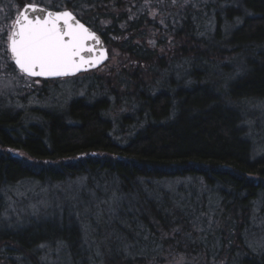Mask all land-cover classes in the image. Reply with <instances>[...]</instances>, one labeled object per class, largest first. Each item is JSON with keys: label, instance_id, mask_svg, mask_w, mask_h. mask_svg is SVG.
<instances>
[{"label": "trees", "instance_id": "obj_1", "mask_svg": "<svg viewBox=\"0 0 264 264\" xmlns=\"http://www.w3.org/2000/svg\"><path fill=\"white\" fill-rule=\"evenodd\" d=\"M26 1L71 9L129 64L112 104L78 96L28 124L0 112V214L17 186L30 189L15 205L38 207L48 200L34 190L85 181L82 203L55 218L0 226V264H163L181 253L264 264L251 116L264 110V0ZM108 188L114 203L96 207L89 189Z\"/></svg>", "mask_w": 264, "mask_h": 264}, {"label": "rangeland", "instance_id": "obj_2", "mask_svg": "<svg viewBox=\"0 0 264 264\" xmlns=\"http://www.w3.org/2000/svg\"><path fill=\"white\" fill-rule=\"evenodd\" d=\"M22 2L25 3L24 0H0V28L5 29L4 27L8 22L12 23L14 17H12L11 21L7 17H10L11 14L13 15L12 11L14 9L16 15L20 10ZM152 14H155V11ZM152 41H155L154 38H152ZM6 42L7 40L4 39V36L0 35V112L3 110L11 112L20 111L26 124L35 122L39 118L45 119L44 112L54 113L56 111H66L71 100L78 96H89L92 98L99 95H106L109 98L108 103L112 104V101L115 100L109 94L112 90L110 87H117L116 82L121 80V77L126 76V73L123 74L122 68L129 64L126 60V54H123L116 47L108 46L110 57L103 66L96 70L58 79L34 78L23 75L15 66L14 62L8 58L7 51L2 48V45ZM121 111V107L115 110L118 113ZM251 116L253 123L258 124L253 132L256 141V154H261L264 152V110L253 111ZM16 152L19 155L22 154L21 151ZM83 181V179L78 178L77 180H70L62 186L44 185L38 191L34 190L36 196L39 195L40 199L41 197L46 198L43 200V203L48 200L47 203L38 206L39 208L33 206L31 199L28 203L19 201L26 205L17 207L15 204L18 200L13 195L16 194L15 196L18 197L26 195L25 193L30 189L29 186L26 187L27 185L24 187L17 186L12 191L14 193L13 195L10 194L3 197L5 206H8V209L5 213L0 214V226H23L31 218L39 220L49 217L55 218V215L63 213L64 208L69 206V204L77 205L78 203H82L76 200V196L80 195L81 190H83ZM179 185L180 182H175V185L171 184L170 186L174 190H177ZM89 192L88 195L91 196L90 201L96 207H100L103 201L109 203L108 199L114 203L115 197L113 196L115 194V188H108L102 190L100 193L98 191L96 192V190L89 189ZM98 195L99 198L96 199L95 197ZM55 196H59L60 199L55 198L51 201ZM83 198L86 199L85 197ZM66 199L68 202L65 201ZM73 207L76 208L77 206L73 205ZM70 209L71 211L68 212L69 215L67 218L76 219L78 214L73 212L76 209H73V211L72 208ZM87 209L86 207L85 210ZM88 234L92 237L93 231ZM49 264L53 263L51 262ZM60 264L67 263L64 260H60ZM163 264H199V258L181 253L165 260Z\"/></svg>", "mask_w": 264, "mask_h": 264}, {"label": "snow or ice", "instance_id": "obj_3", "mask_svg": "<svg viewBox=\"0 0 264 264\" xmlns=\"http://www.w3.org/2000/svg\"><path fill=\"white\" fill-rule=\"evenodd\" d=\"M29 9L42 11L36 5H26L17 13L10 31L0 28V35L7 37L2 48L21 73L39 77L67 76L85 65H96L107 58L103 48L96 58L85 57L84 53L94 51L86 46V42L99 43V37L80 23L71 11H48L43 18L38 15L30 18Z\"/></svg>", "mask_w": 264, "mask_h": 264}, {"label": "water", "instance_id": "obj_4", "mask_svg": "<svg viewBox=\"0 0 264 264\" xmlns=\"http://www.w3.org/2000/svg\"><path fill=\"white\" fill-rule=\"evenodd\" d=\"M26 5H36L39 9L42 10V11L32 12L31 9H29L28 10V14H29L30 18L33 17V16H37V15L40 16L41 18H43L47 14L48 11H51V12L71 11L76 16V19L79 20L80 23L84 24L85 27L89 28L90 31L95 32L96 35L99 37V43H97L95 41H92V40H89V41L86 42V46L94 49V51L91 54L84 53L85 57L88 58V56L90 55L92 58H96L97 56L100 55L101 48H103L104 50H106V55H107V58L106 59H103L100 63H98L96 65H91V66L90 65H85L84 67L81 68L80 71L75 72V73H72V74H69L67 76H61V77H39V76H30V77H34V78H44V79H58V78H64V77H72V76L79 75L81 73H85V72H90V71L96 70V69L100 68L101 66H103L108 61V59L110 57L109 48H108L107 43H106L105 39L103 38L102 34L99 31H97L96 29L88 26L81 19H79L77 17V15L71 9H68L67 8V9L57 10V9L48 8L46 6H43V5H40V4H37V3L27 2V3H25L22 6V8H21L20 11H23L25 9V6Z\"/></svg>", "mask_w": 264, "mask_h": 264}, {"label": "flooded vegetation", "instance_id": "obj_5", "mask_svg": "<svg viewBox=\"0 0 264 264\" xmlns=\"http://www.w3.org/2000/svg\"><path fill=\"white\" fill-rule=\"evenodd\" d=\"M25 3H27V2H25ZM25 3H23V2L21 3V5H20V10H21L22 6H23ZM20 10H19V11H20ZM12 12H13V15L11 14L10 17H7L8 19H10V21L12 20V17H14L13 19L15 20L16 15H17V14L15 15V9H14ZM7 18H6V19H7ZM14 20H13V21H14ZM13 21H12V22H13ZM11 24H12V23H9V22H8V24H7L6 26L4 25V26H5L4 28L7 29V30H9ZM3 36H4V39L7 40L6 35H3ZM15 66H16V65H15ZM18 70H19V69H18ZM19 71H20V70H19ZM22 74H23V73H22ZM23 75H25V74H23Z\"/></svg>", "mask_w": 264, "mask_h": 264}]
</instances>
